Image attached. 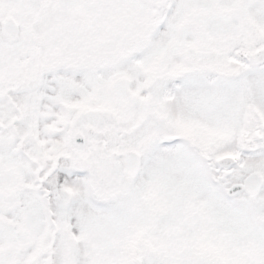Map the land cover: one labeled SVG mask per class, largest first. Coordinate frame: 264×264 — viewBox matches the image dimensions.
I'll list each match as a JSON object with an SVG mask.
<instances>
[{"label": "snow or ice", "instance_id": "1", "mask_svg": "<svg viewBox=\"0 0 264 264\" xmlns=\"http://www.w3.org/2000/svg\"><path fill=\"white\" fill-rule=\"evenodd\" d=\"M0 264H264V0H0Z\"/></svg>", "mask_w": 264, "mask_h": 264}]
</instances>
